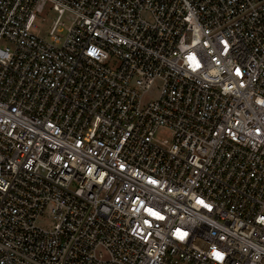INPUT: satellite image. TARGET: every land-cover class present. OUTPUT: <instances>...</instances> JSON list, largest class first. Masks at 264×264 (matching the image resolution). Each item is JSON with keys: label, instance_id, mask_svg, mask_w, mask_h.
<instances>
[{"label": "built area", "instance_id": "2783aa9c", "mask_svg": "<svg viewBox=\"0 0 264 264\" xmlns=\"http://www.w3.org/2000/svg\"><path fill=\"white\" fill-rule=\"evenodd\" d=\"M0 264H264V0H0Z\"/></svg>", "mask_w": 264, "mask_h": 264}, {"label": "rangeland", "instance_id": "374dc122", "mask_svg": "<svg viewBox=\"0 0 264 264\" xmlns=\"http://www.w3.org/2000/svg\"><path fill=\"white\" fill-rule=\"evenodd\" d=\"M55 17L56 15L53 12H50V11L45 12L42 15V18L44 21L40 24L39 26L40 31L36 32V35L42 39L48 40L46 33H47L48 28L52 24V21L55 19ZM73 24H74V18L70 14L65 13L62 16L60 20V26L58 27V29H60L62 33L56 34V35L60 37L63 36L65 33V29L69 28ZM159 91H160V84L156 83L155 86L152 88V90L143 97L142 103L147 104L149 102L155 101L159 96ZM37 225L40 227H50L51 226V219L48 213L44 214V216L37 221Z\"/></svg>", "mask_w": 264, "mask_h": 264}, {"label": "snow or ice", "instance_id": "6c2138e0", "mask_svg": "<svg viewBox=\"0 0 264 264\" xmlns=\"http://www.w3.org/2000/svg\"><path fill=\"white\" fill-rule=\"evenodd\" d=\"M181 238H183V236H181ZM216 255L219 257V254L218 253Z\"/></svg>", "mask_w": 264, "mask_h": 264}]
</instances>
